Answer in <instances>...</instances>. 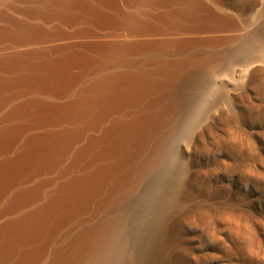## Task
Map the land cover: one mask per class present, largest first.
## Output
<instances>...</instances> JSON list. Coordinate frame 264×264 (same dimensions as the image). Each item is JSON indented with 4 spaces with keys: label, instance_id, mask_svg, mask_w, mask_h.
Returning a JSON list of instances; mask_svg holds the SVG:
<instances>
[{
    "label": "bare ground",
    "instance_id": "6f19581e",
    "mask_svg": "<svg viewBox=\"0 0 264 264\" xmlns=\"http://www.w3.org/2000/svg\"><path fill=\"white\" fill-rule=\"evenodd\" d=\"M223 3H6L0 11V264L182 263L175 222L200 203L189 188V165L182 164L186 174L172 179L170 171L172 181L156 184L163 204L155 201L151 211L163 221H143L148 231L141 232L131 226L130 214L168 161L189 92L219 80L242 42L252 47L243 55L264 57V24L253 30L243 24L225 39L213 34L235 24L213 12ZM258 61L247 64L239 83ZM221 84L233 89L228 81ZM237 126L232 135L241 142L247 132ZM207 207L194 209L199 220L217 214L218 207ZM245 232L254 242L253 232Z\"/></svg>",
    "mask_w": 264,
    "mask_h": 264
},
{
    "label": "rangeland",
    "instance_id": "374dc122",
    "mask_svg": "<svg viewBox=\"0 0 264 264\" xmlns=\"http://www.w3.org/2000/svg\"><path fill=\"white\" fill-rule=\"evenodd\" d=\"M10 1H15L16 3L17 0ZM5 2L9 5V0H0V4L4 3L0 5V11L4 7H7ZM222 2H224L223 5L219 4L218 8H221L224 12L218 9L216 5L213 6V12L217 10L218 13H224L223 15L226 19L231 17L229 21L233 20L235 24L232 23V25L222 30L219 29V31L216 29L214 30L213 34L215 33L214 35L219 36L221 39L233 37L234 34L241 32L238 31L239 27L244 30V26L245 29H249L253 25L250 29L253 30L264 24V0H222ZM220 6H224V8ZM228 10H230L229 12L232 14H229ZM243 24L244 26H242ZM255 24L259 27H256ZM245 43L242 42L240 43L241 45L239 44L237 47V51L243 50L237 52V60H235L239 61L236 62L233 60L234 62H229L227 64L229 67L226 65L228 68L225 67V72L224 70L222 71V73H224H221L219 76L220 81L213 77V80L209 79V81L202 83L205 86L200 87L202 84H197L198 86L189 92L190 95L185 97L186 99H184L183 105L181 106L179 125L169 145L170 147H168L167 150L169 151L168 156H166L168 161L165 158L164 162L166 163L167 161V163L165 164L163 162V167L153 176L155 180L152 179V184H149L145 188L132 206L130 214L131 226L134 229H139L141 232L145 230L148 231V228L145 227L146 224L151 226V224L155 222L154 220H158L157 222L163 221V219L160 220L159 217L161 216V218H163V215L157 214L158 216H156L153 210L156 203L163 204V198L158 197L160 188L157 185L162 186V184H166L164 183L165 181L169 183L171 177L172 179L174 178V175L186 174V170H184V173L183 169H181L183 167L182 164L185 165V167L186 165L187 167L188 165L190 166V168H187L188 172L192 169L194 170V175L191 176L192 179L190 178L191 183L189 182V185H191L189 188L191 192H193L192 194L197 196H194L196 200L200 202L198 203L199 208L198 206L197 208L203 212L205 210V208H203L204 206L206 208H208L207 206H215L217 208L219 203H221V205L218 207L219 211L218 208L216 211L219 216L213 213L214 215L211 214L206 218L207 221L206 219L199 220L200 217L197 215L199 210L195 207L194 209L198 211L190 209V212L188 211L187 214L179 218L181 220L178 219L177 222H175V228L178 230L177 233L179 232L178 235L181 240V246L179 245L177 247L178 251L176 250L179 260L182 262L181 264H264V57L262 56V62V59H259L261 58L260 55L259 57L257 55L255 58L251 56L253 54L255 55L253 52L250 55L247 54L251 59H249L248 56L247 58L243 54H246V52L249 53L248 51L251 50L252 47L247 45V47L244 48V45L246 46ZM242 56H245V59L242 58ZM242 59H248L252 62L254 59H258L260 63L253 66L247 75H244V77H247L245 78L246 80L239 83L241 76L245 73L248 66L247 64L251 62L248 61L247 64L243 65L242 63H246L247 60L245 62ZM234 64L235 69L233 67ZM224 81L230 83V86L233 88L231 91L222 87L223 85L221 83H224ZM216 88L218 89L216 90ZM219 88H221V90H219ZM207 89L210 91L212 90V92H209ZM213 90L216 91L213 92ZM221 91L223 94L219 93ZM216 92H218V95H216ZM217 98H220V100ZM222 98L224 99L222 100ZM214 111H218L220 114H215L217 118L213 114ZM210 116H212V118H210ZM230 122H232L231 125ZM235 126H237V128L240 126L239 128H241V130L247 132L248 135L246 133L243 134L244 136L246 135L245 137L242 135L244 142L242 138L240 139L241 142H238L239 140L237 139V141L233 137L232 134ZM244 138L246 139L244 140ZM249 142L251 144H249ZM255 166H257V168H255ZM248 168H251L250 171H248ZM252 168L256 173L252 172ZM174 169H176V171ZM173 172L175 173L173 174ZM163 175L166 176V179H164L165 176ZM157 178L163 180L161 181ZM155 191L158 193H154ZM155 198H157V200ZM152 199L154 200L151 201ZM155 201L157 202L154 203ZM150 204L152 205L149 206ZM200 204H202L201 207ZM220 206H223V208L221 207L220 209ZM223 211L225 213L224 215H222ZM218 212L222 213L219 214ZM149 214L152 215L154 219L151 218L152 216ZM238 214L242 215L241 219ZM232 215H234L233 218ZM251 215H253V217ZM155 216L158 217V219L155 218ZM222 217L224 218L221 219ZM146 220L148 223H146ZM150 220L153 222H150ZM238 220H243L244 222L241 221V223L238 222ZM143 221L146 223L144 224L145 226H140V224L143 225ZM244 223H248L246 225L256 238L254 242L253 240L251 241L252 244L250 238L248 239L242 236V234L244 235L242 232L250 231L246 229L248 227H245L246 225ZM142 228H145V230ZM251 228H253L254 231ZM239 231H241V233H239ZM237 234L241 237L239 238ZM256 243L258 244L256 245Z\"/></svg>",
    "mask_w": 264,
    "mask_h": 264
}]
</instances>
